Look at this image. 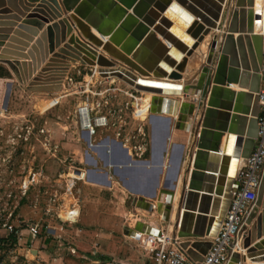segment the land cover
Masks as SVG:
<instances>
[{"label":"water","instance_id":"95a60500","mask_svg":"<svg viewBox=\"0 0 264 264\" xmlns=\"http://www.w3.org/2000/svg\"><path fill=\"white\" fill-rule=\"evenodd\" d=\"M8 1L10 5L16 2V0ZM200 1L26 0L25 2L31 3L30 5L34 2L40 3L34 7L30 15H27L19 29H28L32 35L39 36L35 41L32 37L27 39L29 42H34L30 47L33 51L38 47L42 48V44L46 46L41 56L45 64L39 67L33 64L31 74L22 77L20 68L25 64L13 56L25 59L30 57L34 61L32 51H30L31 56L20 53H10L13 56H8L7 49L0 53V61L8 64L18 81L24 85L28 84V89L32 91L62 90L71 65L79 62L97 68L103 76L118 78L146 95L153 94L150 99V121L153 122L155 129L156 173L153 181L147 185H139L135 188L129 186L136 193L132 203L150 212L155 210L161 212L163 219L167 221L170 219L176 191L182 182L176 209L177 231L173 233V237L174 239L191 238L181 241L180 244L194 260H201L202 254L207 252H199L201 244L207 249L211 246L208 236L217 232L233 192L239 187V182L236 180L237 169L244 159L249 157L255 146L260 112L257 93L261 87L263 63V37L254 32V0H236L230 21L223 31V37L219 34L222 30L221 23L226 5L212 4L211 0H206L205 3ZM195 4H198L199 8H196ZM149 5L154 9H150ZM155 9L164 15H158ZM210 9L214 13L213 16L208 13ZM129 10L132 12L129 13ZM7 13V10L0 11V19H18L17 15L1 16ZM195 17L197 20L194 19ZM157 20H159L158 24L167 26L169 30L165 31L162 26L156 25ZM51 21L52 23L44 29L45 23ZM190 21V26L185 29V24ZM1 22L4 21H0V26L11 25ZM25 24L37 26L43 31L39 33L37 29L25 27ZM149 27H153L152 31H149ZM16 33L22 35L20 31ZM156 33L163 36L171 45L153 63L150 52L160 42L156 38ZM6 36L0 35V40H7L9 37ZM208 36H212V39L208 45L206 61L200 77L194 83L190 82L191 85H187L183 72L186 69L188 56L192 55L193 48H197ZM17 40L14 37L10 42ZM191 41L193 44L189 47L188 43ZM26 45L30 46L28 43ZM6 47L10 46L6 45ZM16 49L24 50L21 47ZM181 53L185 54L181 61H177ZM48 74H52V79L48 80ZM135 74L137 77H134ZM129 78L136 80L137 83ZM235 83L242 89L241 91L232 89ZM10 86L11 84L6 93V100ZM179 89H182L181 94H178ZM182 98H189L198 106L202 105L203 111L195 123L186 117L191 113L188 112L185 100ZM183 120L187 122L185 125L187 131L193 133V145L189 151L190 162L185 177H181V172L186 145L177 144L176 147L180 149L179 154L174 161L172 160L173 164L168 165L171 172L165 178L164 187L158 190L161 174L164 172L168 140L173 128L172 122L179 124ZM224 135L226 141L222 149L221 141ZM114 142L117 147L113 146V148L120 149L126 156V165H140L146 162V160L133 159L121 143ZM212 155L218 157L221 155L223 167L217 170L207 169ZM89 162L97 167V160L90 159ZM106 164L115 165L116 170L120 167L119 163L110 162L109 158ZM91 170L94 171L95 168ZM207 171L219 173L224 177H217L216 185L204 190L203 182L206 176L215 177L214 173ZM95 178L100 183L110 184L108 173L104 176L97 175ZM195 190L204 192L201 193L200 198L202 208L200 207L197 214L198 225L204 224L205 221L202 219L205 215L201 213L208 212L202 201L207 198L214 201L215 196L218 195L220 208L217 213L212 214L204 232L189 233L184 229L190 211L183 208L192 205L193 208L185 207V209H195L197 197L194 194H198ZM263 199L264 179L258 192L256 206L262 205ZM256 211L257 207H254L246 219V224H252V227L242 240L243 250L235 251L227 264L264 261V214H256ZM255 217H257L256 224L253 223ZM161 230L143 221H138L135 227H124V233L136 239H140L141 234H159Z\"/></svg>","mask_w":264,"mask_h":264},{"label":"rangeland","instance_id":"374dc122","mask_svg":"<svg viewBox=\"0 0 264 264\" xmlns=\"http://www.w3.org/2000/svg\"><path fill=\"white\" fill-rule=\"evenodd\" d=\"M235 2L227 1L219 34L222 37ZM209 37L210 43L212 36ZM8 83L11 86L7 100L9 84L3 85L6 90L4 96L0 95V235L10 232L9 225L21 230L17 244L0 249V264H122L121 259L126 260L125 264L138 263L140 259L133 258V253L142 255V244L124 236L123 227H135L138 220L158 227L157 223L162 220L155 219L154 212L132 204L128 189L114 173L113 165L105 166L102 147L90 149L77 112L84 94L77 92L78 88L71 83L58 92H46L47 95L43 91L29 90L16 81ZM143 94L142 103L149 100L145 103L148 108L151 97L141 91L138 96ZM100 98L102 95L93 100ZM130 99L120 92L110 105H123ZM139 108L140 117L146 118L149 114L143 111L142 104ZM196 109L200 117L202 105H197ZM122 114L126 121L124 133H132L139 123L132 116V105ZM141 123L145 124L151 140L150 116ZM117 126H113L109 134L114 136ZM87 152L95 157L100 168L108 169L115 180L112 187L98 182L93 171L80 176L78 169L93 167ZM41 171L44 176L38 177ZM71 173L82 179L75 180L73 186ZM25 182L32 184L24 194ZM74 205L80 208L78 220L64 221L62 217L75 218L71 214ZM32 224L40 229L36 238L29 232ZM150 263L144 257V264Z\"/></svg>","mask_w":264,"mask_h":264},{"label":"built area","instance_id":"2783aa9c","mask_svg":"<svg viewBox=\"0 0 264 264\" xmlns=\"http://www.w3.org/2000/svg\"><path fill=\"white\" fill-rule=\"evenodd\" d=\"M259 21L257 33L263 37V63L261 68V87L257 93L260 105L258 133L251 154L248 158L244 159L237 170L236 180L239 182V187L233 192L227 212L217 232L214 235L208 236L211 246L202 255L201 260L192 259L186 250L182 248L178 240L174 239L166 230L162 229L159 234H141L138 240L154 264H227L235 251H242V240L246 235L245 225L248 210L258 197V188L262 173L264 172V14L263 18ZM89 67L88 71L81 72L83 75L82 79L75 80L73 77H67L63 86L65 87L66 84L71 83L78 88L77 92L84 94L77 112L80 118L82 133L86 135L90 149L91 147H102L100 149L104 155L111 151L112 144L115 143L114 141H117L122 144L123 148L128 150L133 159L143 160L151 146L146 126L141 123L144 120H148L151 114L150 107L147 113L149 115L144 119L140 117L142 113L139 111V105L142 104L144 94L139 97L138 93L140 91L128 83L118 78L103 76L97 68ZM89 76H91L90 82L88 81ZM118 82L126 83L127 87L117 84ZM120 92L126 93L131 98L130 101H126L123 105L112 107L110 103ZM100 95H102V98L93 100V97ZM130 105H132V116L139 120V123L132 130V133H124L123 127L126 121H123L122 112L124 109H128ZM117 123H119L118 126ZM113 126H117L113 134L114 136L109 134V130ZM43 131L44 129H41V132ZM86 155L89 156V160H96L88 152ZM92 168L78 169L80 176L82 173L86 174V172L89 174ZM37 174L39 177L43 175V171ZM37 174L35 173L34 176ZM69 175L74 180H72V186L75 184V180H82L73 177L72 173ZM31 184V182L24 183V194L29 190ZM75 206L71 208V214L75 218L73 220H65L62 217L64 221L73 223L78 220L80 208H76ZM8 227L12 230V225ZM29 232L32 237L36 238L40 234V229L36 224H32L29 227ZM73 251L75 250L73 249Z\"/></svg>","mask_w":264,"mask_h":264},{"label":"crops","instance_id":"0c3cea01","mask_svg":"<svg viewBox=\"0 0 264 264\" xmlns=\"http://www.w3.org/2000/svg\"><path fill=\"white\" fill-rule=\"evenodd\" d=\"M26 0H16V2L14 1L12 4H9L8 0H1V4H0V11L3 12L4 10H7L8 13L7 14H1V16L3 17H11V16H15L17 15V20L14 19H0V21H4L1 23H10L11 25H2L0 26V31H6L7 33H3L0 32V35H7L6 37L8 38L7 40H0V43L3 45H0V53H2L4 51V49H7L6 51H8L9 53L7 54L8 56H13L10 55V53H20L24 56H31V52L33 53L34 56V61L31 60V58L29 57V59H25L23 57H18V56H13V58H17L18 61H20L21 63H24L25 65H23L20 69H21V74L22 77H27L29 76L30 70L33 66V64H36L37 67H39L40 65L43 66L45 63L42 62L41 60V56L43 53L44 48L46 47L45 45L43 46L42 44V48L38 47L36 50H31V45L34 44V42H29V39H27L28 37H32V39H34V41L36 39H38L39 36H34L32 35L28 29H19V26L23 23V21H25L27 15H30L31 11L34 9V7L36 5H38L40 2H34L33 5H30L29 3L25 2ZM175 1V0H173ZM188 1V0H187ZM190 2V0H189ZM200 2L205 3L207 2L206 0H201ZM15 3V4H14ZM27 4V5H26ZM30 5V6H28ZM196 8H199L198 4H195ZM150 6V5H149ZM150 9H154L153 6H150ZM156 13H158V15L163 16L164 14H162L161 12H158L155 9ZM132 10H129V13H131ZM162 18V17H160ZM195 20L197 19V17L194 18ZM167 24L168 22L165 21ZM51 22H47L45 23L44 29L47 25L51 24ZM159 20L156 21V25H160L158 24ZM162 26V28L167 31L169 30V28H167V26ZM25 27H28L30 29H37V31H39V33H42L43 29H38L39 27L34 26V25H30V24H25ZM153 27H149V31H152ZM94 31V33H97L94 29H92ZM20 31L22 33V35L17 34L16 32ZM167 33V32H166ZM146 36V35H145ZM14 37H16V39H18L15 42H10L11 39H13ZM130 37V35L128 36ZM172 39H174V37L170 36ZM146 38V37H145ZM143 38V39H145ZM156 38L160 40V42H158L151 50V61L153 63L156 62V60L164 53L165 49L171 45L170 42H168L166 39H164L163 36H161L160 34L156 33ZM209 41H210V37H206L201 45L198 48H193V54L188 56V60H187V64H186V69L183 72V76L185 78V82L188 83L187 85H191L190 82L197 81V79H199L201 71L203 66L205 65V61H206V53H207V49H208V45H209ZM11 43V44H9ZM30 44V46L27 47V44ZM6 45H9L10 47H6ZM23 48L24 50H18L16 48ZM24 61V62H23ZM181 61V60H178ZM35 66V65H34ZM0 67H4L6 68L10 73L11 76H4V77H0V95L4 96L5 93V89H3V85L6 86V84L8 85L9 81H13V83L16 81L19 83V85H23L25 87H27L28 89V84L24 85L22 83H20L17 79V77L14 75V73L12 72V70L10 69V67L8 66V64L0 61ZM89 66L88 65H82L79 62L73 63L70 67L69 73L67 75V77H73L74 79H79V77L82 79L83 75L81 74L84 73V71L89 70ZM53 73V72H52ZM52 74H48V80L52 79L51 77ZM47 81V80H45ZM66 82V80H65ZM124 82V81H123ZM51 83V82H49ZM117 84L119 85H124L126 86V83H122V82H118ZM236 84V83H235ZM50 85V84H48ZM237 88L234 87V85L232 86V89L234 91H241L242 89L238 87ZM64 87V86H63ZM62 87V88H63ZM247 91V90H244ZM41 93V92H39ZM44 95H47V93L45 92ZM50 95V94H49ZM151 93H149V96L152 97ZM52 97H49L48 99H51ZM149 98V97H148ZM177 98H181L180 96H177ZM47 99V98H45ZM185 100V104H186V108L188 109V112H190L191 114H189L188 119H192V122L195 123V121H197L199 114L197 113V103L192 102L189 100V98H184ZM146 101L149 102V100H145L142 103V108L144 112H149V107L150 104L148 106V108L145 107V103ZM252 105H254L253 101L251 102ZM175 122V121H174ZM186 121H181L179 122V124H174L175 127L172 129V133L171 136L168 140V150L166 152V157H165V166H164V172L161 174V184L158 188V190L162 189V187H164V183H165V178L167 177V174L169 172V164L172 165L173 161L175 160V158H177L180 149L178 147H176L177 144H185L186 148H185V153H184V160L182 163V178L185 177V172L186 169L189 165L190 159H189V151L190 148H192V141H193V133L191 131H187L185 125H186ZM178 125V126H177ZM151 146H150V150L148 151V153L146 154L145 158L143 160H146L145 163L140 164V165H126V156L122 153L123 151H121L118 148H111V151L107 153L102 157L104 158V164L107 167H110L111 164H106L107 162V158H109V161L112 162L114 161V163H119L120 165L122 164V166L119 167L118 170H116L115 165H113L112 167L114 168V173L116 175H118L119 179L122 181L123 183V187H125L126 189H128V192L130 194V197L132 198L133 201V197L134 195H136L135 191L131 190L129 188V186L132 187H138L139 185H147L149 182L151 183L154 179V174L156 173L155 168V160H156V150H155V145H154V134H155V129H154V125L151 123ZM224 138V139H223ZM226 136L222 137V141H221V148H223L224 143L226 141ZM188 151V152H187ZM124 155V156H123ZM121 157V158H120ZM124 160H123V159ZM123 160V161H122ZM173 160V161H172ZM124 163V164H123ZM145 164V165H144ZM136 167V168H135ZM155 167V168H154ZM223 167L221 164V155L218 157L217 155H212L209 159V164L207 165V169H211V170H217L218 168ZM95 168V170L93 171V174L95 176L97 175H101L104 176L106 173H108V179L110 182V184H108L109 187H112L115 184V180L113 179V177H111L110 172L108 171V169H104V168H100L97 164V167H93ZM92 168V169H93ZM140 168V169H139ZM154 168V170L152 169ZM142 170V171H141ZM92 171V170H91ZM208 172V171H207ZM208 173H214V172H208ZM215 177L212 176H206L204 182H203V189H211L213 188V186L215 185V179L217 177H224V175L218 174V173H214ZM147 175V176H146ZM221 175V176H220ZM147 178V179H146ZM214 178V179H213ZM264 179V172L262 173V177H261V182ZM261 182H260V186H261ZM212 186V187H211ZM223 186V184H222ZM260 186L258 188V192L260 189ZM196 192H198V194H194L197 198H196V203H195V209H185V207H191L193 208V206H185L183 208V210H187L190 211L189 212V217H188V221L186 223L185 232H189V233H194L195 231H205V228L208 227L209 222L211 217L213 216L212 214H215L219 211L220 208V196H215V200L211 201V199H206L204 202L205 205V209L207 207V213H201L202 215H205L202 217V219H205L204 224L202 223L201 225H198V219H197V214L199 213V209L200 207L202 208L201 205V193L203 190H195ZM213 195V194H211ZM215 195V194H214ZM129 197V196H128ZM212 197V196H210ZM214 197V196H213ZM258 198V197H257ZM179 199H180V187H178L177 191H176V195H175V199L173 202V209L171 210V213L169 215L170 219L165 221L163 219V214L157 210L154 211V216L155 219H160L162 220L160 224L157 223V225H159L161 227V229L166 230L169 234H171L173 236V233H176V209L178 207V203H179ZM176 200V201H175ZM256 201L254 202V204L252 206H250L249 210H248V214L247 217L249 216L251 210L254 207H257V211L256 214H264V199H263V204L262 205H257L256 206ZM133 204V203H132ZM194 205V204H193ZM208 205V206H207ZM215 206V207H214ZM139 208V207H138ZM140 209V208H139ZM257 217H255L253 219V223L256 224L257 222ZM139 221V220H138ZM137 221V222H138ZM136 222V223H137ZM203 222V221H202ZM164 223V224H162ZM150 224V223H149ZM158 226V227H159ZM125 227V226H124ZM124 227H123V235L128 237V238H134L132 236L126 235L124 233ZM246 227V234L247 232L249 233V231L251 230L252 224L247 223L245 225ZM264 227V225H263ZM264 237V235H263ZM136 238H134L133 240H135ZM185 239H191V238H187V237H176V240H178V242L180 243L181 241H184ZM138 240V239H137ZM136 240V241H137ZM139 241V240H138ZM181 245V244H180ZM199 252L204 253V251L206 252L208 249L206 248L205 245L201 244L199 247ZM187 252V251H186ZM204 255V254H202ZM144 257L148 258V260L151 262L150 264H154L153 260L150 258L149 254L143 250L142 255H136V253H133V258L135 259H140L138 261V263L136 264H144ZM93 262H98V260H94ZM122 264H125L126 260L125 259H121L119 261ZM109 264V263H107ZM257 264H264L263 262L257 263Z\"/></svg>","mask_w":264,"mask_h":264},{"label":"bare ground","instance_id":"6f19581e","mask_svg":"<svg viewBox=\"0 0 264 264\" xmlns=\"http://www.w3.org/2000/svg\"><path fill=\"white\" fill-rule=\"evenodd\" d=\"M212 1V4H216V3H221L222 4V6H225L226 5V3H227V1L228 0H211ZM208 13H209V15L210 16H213V11H212V9H210V11H208ZM263 14H264V0H254V5H253V23H254V32L255 33H257L258 31V28H257V25H258V23L260 22L259 20L260 19H262L263 18ZM219 19V17H217V20ZM197 20V19H196ZM192 21V20H191ZM191 21L189 22V23H186L185 24V29H187L189 26H190V24H191ZM185 29H184V31H185ZM257 34H259V33H257ZM235 35H237V34H235ZM165 39V38H164ZM201 43L202 42H200V45H201ZM189 44V47H191V45L193 44V41H191L190 43H188ZM199 45V46H200ZM198 46V47H199ZM197 47V48H198ZM185 53H181V55L178 57V59H177V61L178 60H180V59H182V57H183V55H184ZM124 76H126V74H123ZM136 75V74H135ZM134 75V77H137V75L135 76ZM128 77V76H127ZM130 80H132L131 78H129ZM134 83H137V81L136 80H132ZM178 83V82H177ZM234 87H236L237 88V85H234ZM181 90L182 89H179V93L178 94H181ZM150 105H151V103H150ZM151 116V115H150ZM152 124H153V122H151ZM224 136H226V135H224ZM224 139V138H223ZM226 139V138H225ZM224 145H225V143H224ZM114 146H115V144H114ZM115 147H117V146H115ZM224 147V146H223ZM92 148H97V147H91V149ZM223 149V148H222ZM123 153V152H122ZM124 154V153H123ZM124 156V155H123ZM121 158V157H120ZM123 159V158H122ZM124 160V159H123ZM122 160V161H123ZM241 161V160H240ZM124 164V163H123ZM242 164V163H241ZM240 165V164H239ZM136 168V167H135ZM140 169V168H139ZM238 170V169H237ZM142 171V170H141ZM171 171H169V173H170ZM237 173V172H236ZM83 174V173H82ZM219 174V173H218ZM147 176V175H146ZM93 180H94V178H92ZM147 179V178H146ZM111 182V181H110ZM216 185V184H215ZM214 195V194H213ZM176 201V200H175ZM215 207V206H214ZM74 217V216H73ZM153 226V225H152ZM153 227H155V228H157V229H161V227L159 226V227H156V226H153ZM243 250V249H242ZM261 262H263V261H261ZM257 263H260V262H256V263H254V264H257Z\"/></svg>","mask_w":264,"mask_h":264},{"label":"trees","instance_id":"16d2710c","mask_svg":"<svg viewBox=\"0 0 264 264\" xmlns=\"http://www.w3.org/2000/svg\"><path fill=\"white\" fill-rule=\"evenodd\" d=\"M4 76H11V73L4 67H0V77ZM21 229L19 227H13L12 230L7 235H0V249L3 246L10 245V244H17L19 240V231ZM50 238L47 239L49 242Z\"/></svg>","mask_w":264,"mask_h":264}]
</instances>
